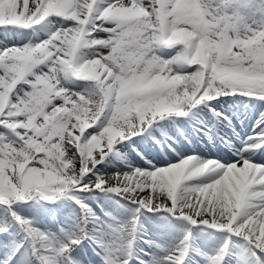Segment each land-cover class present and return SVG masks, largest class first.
I'll use <instances>...</instances> for the list:
<instances>
[{
    "label": "snow or ice",
    "instance_id": "obj_1",
    "mask_svg": "<svg viewBox=\"0 0 264 264\" xmlns=\"http://www.w3.org/2000/svg\"><path fill=\"white\" fill-rule=\"evenodd\" d=\"M0 31V264H83L72 253L107 223L87 202L100 193L134 206L129 247L140 215L164 210L228 234L208 264H264V111L245 132L221 102L264 108V21L247 22L245 0H0ZM201 142L219 152L190 149ZM121 149L127 171L99 167ZM64 196L81 209L66 236L13 207ZM189 249L141 264H184Z\"/></svg>",
    "mask_w": 264,
    "mask_h": 264
},
{
    "label": "rangeland",
    "instance_id": "obj_2",
    "mask_svg": "<svg viewBox=\"0 0 264 264\" xmlns=\"http://www.w3.org/2000/svg\"><path fill=\"white\" fill-rule=\"evenodd\" d=\"M250 1H252L253 4L248 9H250L249 13L253 14V20L249 18L247 19V22H256L257 19L260 18V15H264V1L258 0L260 1L259 5L257 0ZM245 3L248 4L249 1H245ZM255 17L257 19H255ZM261 21H264V17L257 21V23ZM3 36L4 33L0 31V40H3ZM17 40L24 42L22 39H20V37H17ZM9 42L14 41L9 40ZM67 83L70 87H74L78 91L82 90V88L87 85L86 81L78 79H70ZM195 144L197 145V143ZM157 148L154 149V152L156 153H158ZM141 151H143V146H141ZM230 151L232 153L236 151V149L233 148ZM161 154L165 153L162 152ZM133 155L134 154L129 155L126 150L121 149V152L115 153L109 159H106L99 167L106 169L110 173L121 169L127 171L129 163H136V161L133 159ZM162 156L166 157V154ZM148 158L152 159L151 155H149ZM178 159L179 156L176 157V160ZM43 202L44 201L42 200L33 199L27 203H24V206L22 207L25 209V211L36 214L34 220L33 218L32 220L38 224L41 223V220L44 218L41 209H46L44 214L47 213L48 215H51L56 225V230L44 226V229L49 230L51 233L60 236H66L68 231L73 229L79 222L81 209L74 201L70 199V197H61L57 204L53 205L52 208L49 207V204L47 206V204ZM87 202L97 214L104 216L107 223L105 227L99 231L96 242L85 240L83 245L80 248L75 249V251L72 253V256H74L76 254L75 252L78 251V262L82 260L83 264H104L105 260H110L117 255L126 256L130 260L131 264H141V261H150L156 257H162L160 252L162 251L166 254L167 251L164 247L165 243L163 242V239L158 236L147 234L148 232L145 231L144 227H151L153 233L163 234L165 230L169 231L177 226V220L182 219L185 223L187 222L186 219L177 217L175 218L164 210L158 212L144 211L141 214V220L139 221L138 225L139 230L137 233V239L140 238V240L136 239L133 246L134 249L131 251L132 256L130 257V255L127 253L126 245L128 238L121 231V226L131 219L134 206H129L126 202L120 201L118 197L113 199L111 194L106 197L103 193L92 196ZM5 208V205L0 204V217H3L5 214ZM50 210H53V214L50 212ZM183 221H181L184 226L182 229V236L187 228ZM195 228L196 231L194 230V233L196 235V240L192 243V250L189 251L190 258H188V261H184V264H195L193 262H197L196 264H207L210 257L213 256L222 245L227 234L213 230L211 228H206L205 226H196ZM93 231H96V229H93ZM4 236L5 235H0V261L5 259L7 253L5 245L8 244L11 239L9 236H5V239H3ZM238 239L239 238L237 237H232V247L238 248L240 246L237 243ZM101 241L103 242L102 244L99 243ZM178 246L175 247L173 251L179 249L182 246V243H180ZM193 250L196 251V255L193 253ZM167 252L169 253V251Z\"/></svg>",
    "mask_w": 264,
    "mask_h": 264
},
{
    "label": "bare ground",
    "instance_id": "obj_3",
    "mask_svg": "<svg viewBox=\"0 0 264 264\" xmlns=\"http://www.w3.org/2000/svg\"><path fill=\"white\" fill-rule=\"evenodd\" d=\"M245 1H249V3H248L249 5H252L253 4V2L250 1V0H245ZM259 17L260 18H258V19L255 17V19H257V21H259V20H261L264 17V15L263 16L260 15ZM249 18H251L253 20V14L252 13H248V11H247V19H249ZM168 51L170 52L171 50H168ZM224 99H227L228 101H230L234 105L233 108H236L235 106H237V105H245L246 107H249V106H251V107L252 106H255V107L256 106H259V105L251 104L249 102L248 98H246V97H241V98L238 99V98L233 97V96H226V97H222L221 98V102L222 103H223ZM240 110H241V112H239V113L236 112L235 115L237 117H240L241 116V113H244L246 115L247 119H243V118L238 119L237 120V124L239 125L240 128H243L245 132H248L249 129L251 128V126L253 124H258L259 123L258 119H255V117L257 115L256 112H259V111H256V110H247V111H244V108H240ZM189 147L197 150V152H199L200 155H204L203 153H205V152L206 153H211V154H216V153L219 152V149H217L215 146H209V145H207V144H205L203 142H201V144L199 143L198 145H195V143H193V144L191 143L189 145ZM221 148H223V147L221 146ZM225 151L228 152L226 149H225ZM153 154L156 155L154 151H153ZM259 155H260L259 152H257L253 156V159H257V157H259ZM159 157H160L161 160H165V158H166V157H163L162 155H159ZM217 158H219V157H217ZM259 162H264V160H260ZM177 221H178L177 222V226H175L173 229H171L169 231H166L165 230V232L163 234L153 233V231L151 230V227H147L146 226V227H144V229H145L146 232H148L147 234L154 235V236H158V237L162 238L163 239V242L165 243L164 247L166 248L167 251L170 252V251H173V249L175 247H177L180 243H182V245L185 243V241H186L185 238L187 237V234L190 237L191 243L195 242V240H196V235L194 233V230L196 231V228H195L196 226L191 225L189 221H187L185 223L182 219L181 220H177ZM181 221H183L184 224L187 226V228H186L183 236H182V229H183L184 226H183V223ZM227 235L225 237H227ZM167 251H166V254L168 253ZM152 253H154V252H152ZM166 254H165V252H162V251L160 252V255L161 256H164ZM196 254L197 253H195V255ZM151 258H152V256H151ZM193 263L196 264L197 262H193ZM207 264H208V262H207Z\"/></svg>",
    "mask_w": 264,
    "mask_h": 264
}]
</instances>
